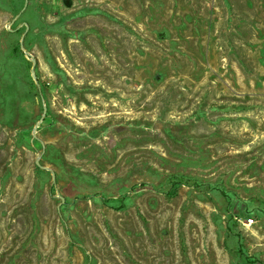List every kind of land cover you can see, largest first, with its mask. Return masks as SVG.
Instances as JSON below:
<instances>
[{"label": "rangeland", "instance_id": "obj_1", "mask_svg": "<svg viewBox=\"0 0 264 264\" xmlns=\"http://www.w3.org/2000/svg\"><path fill=\"white\" fill-rule=\"evenodd\" d=\"M0 264H264V0H0Z\"/></svg>", "mask_w": 264, "mask_h": 264}, {"label": "water", "instance_id": "obj_2", "mask_svg": "<svg viewBox=\"0 0 264 264\" xmlns=\"http://www.w3.org/2000/svg\"><path fill=\"white\" fill-rule=\"evenodd\" d=\"M27 29H28V27H27ZM33 66H34V67L36 66V61H33ZM46 114H47V108L44 107V109H43V117L40 119V123H43V122H44V119H45V115H46ZM40 123H39V124H40ZM39 124H37V126H38ZM34 137H36L35 134H34ZM36 166L39 167V168L42 169V170H48L47 167L41 165V163H40L39 160L36 161ZM48 171H50V170H48ZM50 172H51V171H50ZM52 179H53V183H54V182L56 181V177H55V174H54V173H52Z\"/></svg>", "mask_w": 264, "mask_h": 264}, {"label": "built area", "instance_id": "obj_3", "mask_svg": "<svg viewBox=\"0 0 264 264\" xmlns=\"http://www.w3.org/2000/svg\"><path fill=\"white\" fill-rule=\"evenodd\" d=\"M237 221L242 225L243 231H249L253 227V225L255 224V220L253 218H248L245 221L238 219Z\"/></svg>", "mask_w": 264, "mask_h": 264}]
</instances>
